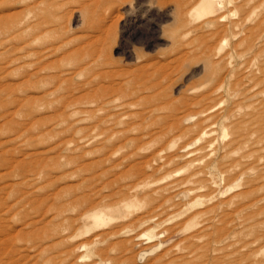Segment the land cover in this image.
<instances>
[{
	"label": "rangeland",
	"instance_id": "obj_1",
	"mask_svg": "<svg viewBox=\"0 0 264 264\" xmlns=\"http://www.w3.org/2000/svg\"><path fill=\"white\" fill-rule=\"evenodd\" d=\"M27 1L0 0V264H264V0H60L106 41L36 88Z\"/></svg>",
	"mask_w": 264,
	"mask_h": 264
},
{
	"label": "bare ground",
	"instance_id": "obj_2",
	"mask_svg": "<svg viewBox=\"0 0 264 264\" xmlns=\"http://www.w3.org/2000/svg\"><path fill=\"white\" fill-rule=\"evenodd\" d=\"M212 2H215V0ZM59 4L60 0H28L26 3V21L22 23L26 38L23 42L24 45L20 49L24 50L27 58L25 62L27 67L26 79L24 80L32 88L39 87L40 84H43L48 79L69 81L68 74L71 72L59 71L51 73L50 71L60 61L76 55L83 56L86 66L94 65L98 62L96 58L98 52L95 47L96 43H105L106 41V36L102 30L85 43L73 46L67 42V39H64V33L67 31L66 26L61 27L56 22V15L45 16L39 12V10L53 8ZM204 8H209L205 12L206 14H210L213 11V7L210 8V5L204 4ZM3 16L10 18L8 14ZM3 16H0V18H4ZM14 30L15 26L11 25V20L0 23V50H3L0 51V55H4V58H0V75H2L0 80L8 78L14 61L10 57V53L15 49L12 44ZM98 64L101 65V63ZM45 95L46 93L37 97L31 94L29 95V100L42 99Z\"/></svg>",
	"mask_w": 264,
	"mask_h": 264
}]
</instances>
